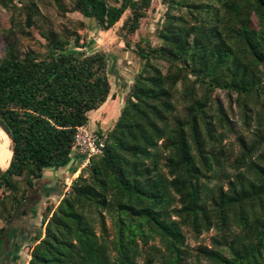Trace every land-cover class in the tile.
<instances>
[{
    "label": "trees",
    "instance_id": "trees-1",
    "mask_svg": "<svg viewBox=\"0 0 264 264\" xmlns=\"http://www.w3.org/2000/svg\"><path fill=\"white\" fill-rule=\"evenodd\" d=\"M52 1L84 19L45 27L38 0H21L26 34L41 35L45 50H23L12 29L1 39L0 117L16 147L0 178L5 220L48 169L82 160L77 128L111 94L108 53H88L85 19L100 31L117 27L141 69L103 133L104 152L46 206L27 264H264V0H162L158 45L132 39L154 0ZM219 91L235 95L252 134L238 131L234 159L225 140L235 128ZM187 230L214 233L193 248Z\"/></svg>",
    "mask_w": 264,
    "mask_h": 264
},
{
    "label": "rangeland",
    "instance_id": "rangeland-1",
    "mask_svg": "<svg viewBox=\"0 0 264 264\" xmlns=\"http://www.w3.org/2000/svg\"><path fill=\"white\" fill-rule=\"evenodd\" d=\"M161 1L162 0H154V9L150 11L148 18L143 21L142 27H147L155 20L161 23L163 12L165 10ZM15 3L17 4V8L15 9L13 7L11 9H6L0 4V55L3 51V42H1V39L4 37L7 29L14 30L23 50L33 48L44 51V40L41 35L37 34L35 38H31L26 34L30 28L25 24L26 12L22 9L23 4L21 0H15ZM66 3L70 4L71 2L66 0ZM38 6L43 13L44 19H42V21L45 27L52 26L56 29H61L66 25L78 26V21L84 19L78 12H68L63 14L52 0H38ZM85 21L89 27L80 28L79 31L89 42L95 37V35H97L98 32L96 33V31L100 32V30L92 28L93 23L90 19H85ZM112 33L114 34V32ZM137 37L138 35H135L133 39H137ZM150 38L154 40L155 45L160 44V41L155 39V34L150 36ZM108 61H110L109 58ZM157 63L164 71H166L168 64L165 61H158ZM111 80H113L112 72ZM217 95L223 103V106L227 109L235 128V132L230 133L229 137L225 140L226 146L230 151V157L231 159H234L240 152V145L237 140L238 131L244 132L248 139L252 136V134L249 128L243 123L241 109L235 103V95L231 97L225 91H219ZM178 107L179 110L183 112V104L181 100L178 103ZM101 132L104 133L103 131ZM2 139H4V136L1 131L0 141ZM81 162L82 160L80 158H76L74 156L69 165L77 167L81 164ZM50 170H53L56 175H54L51 179L44 178L43 181L38 182L36 187L29 191L28 198L23 200V203L19 205L17 210L13 211V215L8 220H5L2 216H0V235H4L3 243H1L0 236V264L28 263L35 235L42 228V215L46 206L50 201L57 204L61 199L62 189L67 190L66 181H70V179L73 180L80 173L79 169L71 175V171L67 173L65 172L63 175L60 171L58 172L55 169ZM52 182L54 184H50ZM108 225L110 227L112 226L110 218H108ZM2 229H5L6 231L1 234ZM42 231L44 232V229H42ZM213 233L214 231H211L209 233L202 234L200 237H195L192 232L187 230V241L193 248H196L200 244H209L210 236ZM195 260L196 259L193 258V260H190L189 263L209 264L206 260H201L199 263H196Z\"/></svg>",
    "mask_w": 264,
    "mask_h": 264
},
{
    "label": "crops",
    "instance_id": "crops-1",
    "mask_svg": "<svg viewBox=\"0 0 264 264\" xmlns=\"http://www.w3.org/2000/svg\"><path fill=\"white\" fill-rule=\"evenodd\" d=\"M159 25L160 22L155 20L147 27L141 26L135 34L138 35L137 39H133L135 35L132 37L133 42L141 39H151L150 36L156 33ZM116 28L108 31H96V33L98 32L97 35L87 44V48L92 51L103 50L107 52L110 60L108 73L112 87L111 94L101 108L89 113V125L99 132H105L112 127L120 115L126 92L132 84L135 74L141 69L140 56L133 50V45L132 47H126L125 41L116 34ZM111 72L113 73V80H111ZM73 166L57 171H60L61 174L67 173L71 171ZM54 175H56L54 171L48 169L45 178L51 179Z\"/></svg>",
    "mask_w": 264,
    "mask_h": 264
},
{
    "label": "built area",
    "instance_id": "built-area-1",
    "mask_svg": "<svg viewBox=\"0 0 264 264\" xmlns=\"http://www.w3.org/2000/svg\"><path fill=\"white\" fill-rule=\"evenodd\" d=\"M105 146L106 141L102 132L91 128L89 123L80 125L77 128L74 142V153L82 156L79 172L89 164L91 157L102 154ZM71 183L72 179L66 181L67 190Z\"/></svg>",
    "mask_w": 264,
    "mask_h": 264
},
{
    "label": "water",
    "instance_id": "water-1",
    "mask_svg": "<svg viewBox=\"0 0 264 264\" xmlns=\"http://www.w3.org/2000/svg\"><path fill=\"white\" fill-rule=\"evenodd\" d=\"M88 53L91 52H95L92 51L91 49H87ZM0 128L5 132V134L8 136V140H9V146L10 149L12 151V157L9 161V164L6 168H4L1 164H0V178L8 171V169L10 168V166L12 165V162L14 160L15 157V139L13 137V134L10 130V128L8 127V125L6 124V122L4 121V119L2 117H0Z\"/></svg>",
    "mask_w": 264,
    "mask_h": 264
},
{
    "label": "bare ground",
    "instance_id": "bare-ground-1",
    "mask_svg": "<svg viewBox=\"0 0 264 264\" xmlns=\"http://www.w3.org/2000/svg\"><path fill=\"white\" fill-rule=\"evenodd\" d=\"M1 131L3 133L4 139L0 141V164L6 168L9 164V161L12 157V151L9 146V140L8 136L5 134V132L0 128V134Z\"/></svg>",
    "mask_w": 264,
    "mask_h": 264
}]
</instances>
